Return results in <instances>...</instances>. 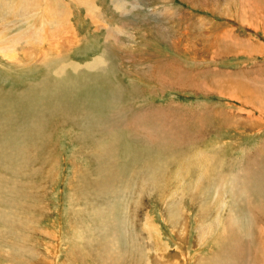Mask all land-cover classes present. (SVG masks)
I'll return each mask as SVG.
<instances>
[{
	"label": "rangeland",
	"instance_id": "obj_1",
	"mask_svg": "<svg viewBox=\"0 0 264 264\" xmlns=\"http://www.w3.org/2000/svg\"><path fill=\"white\" fill-rule=\"evenodd\" d=\"M47 1L0 12V264H264V0Z\"/></svg>",
	"mask_w": 264,
	"mask_h": 264
},
{
	"label": "bare ground",
	"instance_id": "obj_2",
	"mask_svg": "<svg viewBox=\"0 0 264 264\" xmlns=\"http://www.w3.org/2000/svg\"><path fill=\"white\" fill-rule=\"evenodd\" d=\"M71 1H77V2L80 3L82 0H71ZM84 1H86V0H84ZM19 2H20V5L22 6L21 7L22 13L26 9L24 7L31 8L29 5H35V4L36 5H42L44 3V5H46L47 7H50V8H51V5H53V4L57 5L56 3L52 2V1H47V0H0V8H1L0 12L1 13L4 12V9L2 10V7L4 8V6L7 5V6H12L14 8V10L16 11V14H17L18 13V8H19L18 7L19 6ZM63 14H65V13L63 12ZM37 30H39V29H37ZM0 53L3 54V56H5V57H11V56L13 57L14 56V55H10V51H2V52L0 51ZM97 65H98V62L94 61L93 62V66H97Z\"/></svg>",
	"mask_w": 264,
	"mask_h": 264
},
{
	"label": "crops",
	"instance_id": "obj_3",
	"mask_svg": "<svg viewBox=\"0 0 264 264\" xmlns=\"http://www.w3.org/2000/svg\"><path fill=\"white\" fill-rule=\"evenodd\" d=\"M23 15H25V13H22Z\"/></svg>",
	"mask_w": 264,
	"mask_h": 264
}]
</instances>
